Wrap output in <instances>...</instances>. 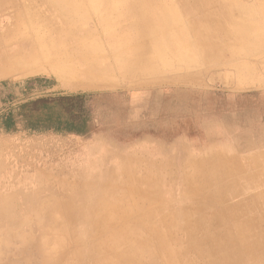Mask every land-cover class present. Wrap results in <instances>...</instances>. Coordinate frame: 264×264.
Masks as SVG:
<instances>
[{
    "label": "rangeland",
    "instance_id": "obj_1",
    "mask_svg": "<svg viewBox=\"0 0 264 264\" xmlns=\"http://www.w3.org/2000/svg\"><path fill=\"white\" fill-rule=\"evenodd\" d=\"M206 1L211 20L219 25L215 31L210 19L191 28L178 0H149L151 7L143 0H0V51L18 48L34 33L44 44L57 18L52 5L55 13L71 17L75 32L64 33L68 40H80L83 50L112 62L114 71L79 89L65 87L44 71L8 76L49 79L42 88L33 82L37 87L29 93L27 79L14 78L13 90H0V118L50 88L81 90L93 95L92 130L72 135L106 138L89 151L88 163L58 152L57 137L68 135L6 134L0 128V264H94L106 240L124 226L136 227L147 241V230L157 243L165 237L177 251L186 241L182 211L206 195L198 189L196 164L208 168L207 161L222 154L246 174L264 176V74L252 79L242 72L245 79L233 70L264 55L259 40L264 29L258 31L255 20L261 15L259 4ZM49 9L53 14L43 16ZM203 30H212V38L201 37ZM67 37L62 43L68 48ZM2 69L3 64L0 76ZM8 77L1 76L0 83ZM132 102L143 108L134 109ZM149 137L162 146L160 159L149 148L137 155L102 146ZM135 188L151 198L141 203L128 191ZM214 190L210 187L209 193ZM128 204L141 208H130L123 216L127 219H120ZM157 243L149 241L134 264H165ZM128 261L113 258L109 264Z\"/></svg>",
    "mask_w": 264,
    "mask_h": 264
},
{
    "label": "bare ground",
    "instance_id": "obj_2",
    "mask_svg": "<svg viewBox=\"0 0 264 264\" xmlns=\"http://www.w3.org/2000/svg\"><path fill=\"white\" fill-rule=\"evenodd\" d=\"M143 1L148 6H152L149 0ZM178 1L191 28L197 24L200 25V22H208L209 19L210 29L215 31L219 28V25L211 20L210 14L207 12L206 0ZM256 1L261 12L260 17L255 19L259 31L264 29V0ZM50 8L57 17V23L55 21L51 27L47 25L49 28L47 33H50L49 38L43 44L34 33L31 40L28 39L29 41L26 43H21L18 48L13 46L10 49H1L0 65L3 64L1 76L8 77L16 73L30 75L44 71L71 89H79L86 85L87 87L94 86L99 80L112 76L114 73L112 62L109 63L83 50L80 40H68L64 33L75 32L73 28L69 27L71 17L55 13L52 5ZM51 10L49 9V12L46 10L43 16L52 15ZM100 24L101 20L98 26ZM211 31L203 30L199 33L201 37L212 38ZM236 33L241 35L240 31ZM262 35L259 39L262 42L260 49L264 50V34ZM65 37H67L66 44L69 43L68 48L62 43ZM233 70L240 74L238 76L245 79V74L241 75L242 72H246L252 79L259 76L258 74H264V55L258 58L252 57L250 64L234 66ZM233 163L226 156L217 154L207 161L208 168L203 169L199 163L194 166L193 172L197 176L198 189L205 191L206 195L201 200H193L192 204L195 205L186 207L182 211L181 219L184 223L186 241L177 251L172 249L165 237H160L158 243L154 241L150 231L147 230L149 235L147 237L151 238L148 240L154 244L157 243L164 250L165 264H264V176L258 179L255 175H248L246 174L247 169L239 164L232 166ZM210 187L215 189L211 193H209ZM141 190L143 189L135 188L128 191L136 193L139 201L144 203L151 198V193L141 192ZM233 198L238 199L237 202L227 204L228 200L232 201ZM141 203L140 205H142ZM126 206L127 209H123L121 214L117 215H121L120 219L125 218L123 216L130 212L131 205ZM140 208L141 206L137 204L131 210ZM119 218L116 223L120 220ZM109 227L106 226L104 229ZM138 234L136 227L124 226L120 232L106 240V248L101 251L99 258H94L93 263L109 264V260L113 258L129 260L128 264L138 262V257L145 253V249L149 245V241L141 238ZM139 260L141 261V258Z\"/></svg>",
    "mask_w": 264,
    "mask_h": 264
},
{
    "label": "trees",
    "instance_id": "obj_3",
    "mask_svg": "<svg viewBox=\"0 0 264 264\" xmlns=\"http://www.w3.org/2000/svg\"><path fill=\"white\" fill-rule=\"evenodd\" d=\"M47 85L46 80L28 82L26 89ZM92 94H45L9 108L0 118V128L6 134L28 135L88 134L92 130L94 109Z\"/></svg>",
    "mask_w": 264,
    "mask_h": 264
},
{
    "label": "crops",
    "instance_id": "obj_4",
    "mask_svg": "<svg viewBox=\"0 0 264 264\" xmlns=\"http://www.w3.org/2000/svg\"><path fill=\"white\" fill-rule=\"evenodd\" d=\"M52 77V76H51ZM14 78L16 79H19V78H22V79H27L25 81V87L27 85L28 82H32L33 80L36 81L38 79H45L48 81L49 78L45 77V76H28V77H20V76H14V77H8V78H1L3 79L0 83V90L1 91H7V89H10V90H13V84H12V80H14ZM35 89L33 90H28L27 92H34ZM52 90V88H50L48 91L49 93H46L47 95L48 94H56V93H60V92H50ZM71 90V89H69ZM73 91H78V90H73ZM80 91V92H79ZM78 92L79 93H82V94H85L83 92H81V90H79ZM62 93H66V94H78V92H70V91H61ZM138 99V98H135L134 101ZM133 101V102H134ZM133 106L135 107L134 109H140V108H143L141 105L138 106L137 103H133ZM56 137V136H55ZM58 139H60V146H59V153H62L63 155H67V156H78V157H82L83 159H85V162H88L87 158H88V153L89 151L94 148V147H97V146H100L99 144L102 143V139L103 138H106V137H95L93 140H88L86 139V137H80V136H77V135H68V136H65V137H57ZM153 141L157 142L155 139L153 140L152 138H148V139H144L143 141L140 140V141H137V142H134L132 144H123V143H116L114 142L113 143H108V144H102V146L104 147H108V148H111V149H115L117 150L118 148H120V150H125V152L128 154L129 153H136L137 155L140 154L141 152V149H144V148H149L150 149V154L151 156H158L159 159H160V150L157 151L159 148H161L162 146L158 143H156V145L153 146L150 144V146L148 145L149 143H154ZM77 148V149H76ZM132 149L131 151L129 149ZM106 149V148H105ZM157 159V158H156ZM155 160V159H154ZM107 161L109 163H113V160L112 158H108ZM157 161V160H156ZM89 163V162H88ZM88 167V165H86V168ZM85 168V169H86Z\"/></svg>",
    "mask_w": 264,
    "mask_h": 264
}]
</instances>
